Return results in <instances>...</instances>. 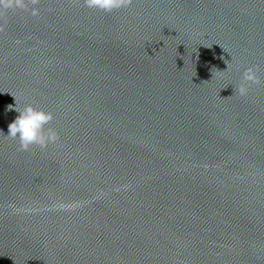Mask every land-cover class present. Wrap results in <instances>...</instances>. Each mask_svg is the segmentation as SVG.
<instances>
[{
  "label": "clouds",
  "instance_id": "1",
  "mask_svg": "<svg viewBox=\"0 0 264 264\" xmlns=\"http://www.w3.org/2000/svg\"><path fill=\"white\" fill-rule=\"evenodd\" d=\"M79 2V0H77ZM28 3L36 5L39 0H0V17L4 16L8 10L27 9ZM83 3L88 8L98 9L106 13H111L113 10L127 8L131 6L133 0H83ZM32 14L37 15L38 9L33 8ZM228 68V63L225 61ZM258 68H245L241 81L234 90L241 96L248 93L251 84H257L260 79L257 75ZM8 110H13V106L9 105ZM19 114L14 121L8 125L7 138L16 140L19 145V150L27 151L33 145L41 148H46L49 143H55L59 140V134L47 125L53 120V114L43 108H38L32 104H27L23 108L14 109Z\"/></svg>",
  "mask_w": 264,
  "mask_h": 264
}]
</instances>
